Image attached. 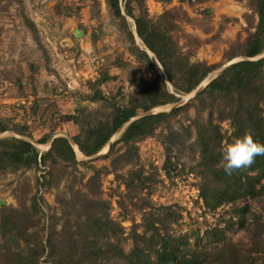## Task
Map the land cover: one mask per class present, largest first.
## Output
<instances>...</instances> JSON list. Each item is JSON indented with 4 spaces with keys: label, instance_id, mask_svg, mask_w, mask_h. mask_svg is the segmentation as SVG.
Masks as SVG:
<instances>
[{
    "label": "rangeland",
    "instance_id": "1",
    "mask_svg": "<svg viewBox=\"0 0 264 264\" xmlns=\"http://www.w3.org/2000/svg\"><path fill=\"white\" fill-rule=\"evenodd\" d=\"M246 1L144 0V6L149 16L170 6L185 11L187 17L178 19L179 27L172 35L181 49L190 53L191 59L218 62L205 76L211 78L229 60L222 56L223 50L242 40L246 34L243 14L250 10ZM126 19L128 23L132 22L128 16ZM28 22L34 25L35 31L30 29ZM75 29L80 30L78 35L74 33ZM135 41L139 43L137 38ZM104 71L110 75L99 84L104 96L92 99L88 96L90 82ZM141 76L147 78L148 72L128 52L125 35L104 0H0V118L10 125H24L29 134L6 129L0 132V136L16 135L35 141L44 133H50V137L59 131L71 135L77 132L79 123L82 126L87 122L108 120L111 103L126 102ZM192 96L190 91L178 93L176 101L182 99L178 103L182 104ZM171 103L156 105L155 109L168 111ZM75 109H78L76 120H64L62 115ZM204 111L200 113L202 118ZM194 115V107L189 106L186 111L177 112L169 122L181 129ZM126 123L110 135V143L117 139ZM218 123L223 135L220 142L225 145V136L231 127L228 119ZM155 131L154 135L141 137L135 142L137 164L133 166L140 165L143 173L151 175L152 182L147 187L138 190L136 196H130L125 193L118 176L102 169L97 179L98 192L93 193V188H86L89 196L108 201L109 217L122 227L118 234L121 249L124 252L129 250L133 230L142 231L145 209L162 212L168 210L164 207L166 205L173 213L168 232L185 237L188 251L198 254L203 259L202 264H219L221 252L226 253L231 246L247 252L251 244L250 229L235 222L229 223L242 212L239 206L243 204L246 205V210H243L246 224H253L255 216L264 222V177L260 179L262 190L258 196L207 209L198 195L199 176L190 168L197 153L190 150V145L173 146L169 156L176 163L167 174L161 142L164 127L159 125ZM193 132L191 127L188 140H192ZM48 141H35L33 144L41 152L48 148ZM118 144L116 141L110 148L105 143L98 150L99 154L91 159H86L75 149V157L78 161L109 167L111 151L118 149ZM60 166L51 169V175L45 171L50 167L48 162L0 175V206L16 208L21 200L25 205H34L36 213L33 216L37 218L36 228L42 242L50 224L54 223V230H58L66 219L72 222L76 218L78 211L75 206L79 200L70 199L79 197L78 194L85 190L82 182L92 172L90 167L78 164L76 169L62 172L56 179ZM129 167V164L124 165L117 171L125 174ZM42 179H47L49 184L46 185L44 180L40 182ZM146 201H149L148 206ZM3 232L6 233L5 238L1 239L10 242L7 233L12 232H5L0 226V237ZM53 232V236H57V232ZM22 244L19 241V246ZM249 253V264H264V252L249 250ZM38 263L52 264L46 247L38 257Z\"/></svg>",
    "mask_w": 264,
    "mask_h": 264
},
{
    "label": "trees",
    "instance_id": "2",
    "mask_svg": "<svg viewBox=\"0 0 264 264\" xmlns=\"http://www.w3.org/2000/svg\"><path fill=\"white\" fill-rule=\"evenodd\" d=\"M104 3L119 22L128 52L142 63L148 77L139 78L133 87V94L129 95L126 102L111 103L108 120L87 122L82 126L79 123L77 132L72 133L71 137L83 155L97 152L110 135L138 110L176 101L178 93L192 90L218 64L191 59L190 53L181 49L172 35L179 27L178 19L187 17L183 9L164 7L154 16H149L144 0H104ZM246 4L250 9L243 14L246 34L242 40L231 43L222 52L225 59L236 55L245 58L223 66L188 101L168 111L145 113L128 121L117 139L109 145L111 148L119 141L118 149L111 151L109 167L104 164L95 166L85 160L78 161L72 146L63 135L54 136L48 148L41 152L22 137L0 136V175L47 162L50 164L45 169L48 175H51V169L61 165L56 179L62 172L76 169L78 164L92 170L82 182L85 190L81 194L75 192L79 197L70 199L79 200L75 206L78 211L76 218L72 222L66 219L58 230H54V223L50 224L43 242L36 228L37 218L33 216L36 213L34 205H25L21 200L16 208L0 206L4 210V214L0 212V226L5 232H12L7 233L10 242L1 239L5 238L6 233L3 232L0 237V264H39L38 257L45 247L52 264H202L203 259L198 254L188 251L185 237L168 232L173 213L166 205L164 207L168 210L162 212L145 209V214H142V231H132L131 246L124 252L118 236L122 227L109 217L108 201L89 196L86 188H93V193L98 192L97 179L102 169L118 176L125 193L130 196H136L138 190L147 187L152 182L151 175L143 173L142 166H133L137 164L135 142L141 137L154 135L156 128L162 125L164 131L161 142L165 152L163 165L166 173L176 163L170 160L172 147L190 145V150L197 153L190 168L199 176L198 195L205 208L214 209L222 203H235L239 199L259 195L262 190L260 179L264 177V154L257 155L249 167L234 170L231 175L225 173L221 166L223 145L220 141L223 135L218 123L223 119L229 121L231 129L225 136L226 144L245 134H251L254 140L264 144V55L251 58L264 50V0H247ZM126 16L131 18V23H128ZM28 24L35 31L34 25L31 22ZM136 38L139 43H136ZM109 77V73L104 71L94 78L90 82L91 91L88 96L92 99L102 98L104 94L99 84ZM189 106L194 107L195 115L181 129L173 127L169 119L179 111H186ZM77 110L63 114L62 117L64 120L75 119ZM203 110L205 115L202 118L200 113ZM191 127L194 130L193 138L188 140ZM6 129L29 136L24 125H10L0 118V132ZM48 139L50 133H44L35 141L40 143ZM128 164L130 167L125 174L117 171L119 167ZM43 180L46 185L49 184L47 179L40 182ZM148 202H145L147 206ZM245 206H239L242 212L236 215V219L230 220L229 224L235 222L236 225L250 229L249 250L264 252V222L255 216L253 224H246L243 214ZM29 227L31 230H28ZM53 231L57 232V236H53ZM19 241L23 242L21 246ZM249 250L243 253L238 247H228L226 253L221 252L219 264H249Z\"/></svg>",
    "mask_w": 264,
    "mask_h": 264
},
{
    "label": "clouds",
    "instance_id": "3",
    "mask_svg": "<svg viewBox=\"0 0 264 264\" xmlns=\"http://www.w3.org/2000/svg\"><path fill=\"white\" fill-rule=\"evenodd\" d=\"M264 154V144L254 140L251 134H245L221 148V166L231 175L234 170L252 165L257 155Z\"/></svg>",
    "mask_w": 264,
    "mask_h": 264
},
{
    "label": "water",
    "instance_id": "4",
    "mask_svg": "<svg viewBox=\"0 0 264 264\" xmlns=\"http://www.w3.org/2000/svg\"><path fill=\"white\" fill-rule=\"evenodd\" d=\"M80 32V30L79 29H75L74 30V33L76 34V35H78V33ZM262 55H264V50L259 54V55H255V56H253V57H251V58H256V57H260V56H262ZM240 58H245V56H240V57H237V58H231V59H229V60H227L224 64H222L221 65V68L223 67V66H225V65H227V64H229L230 62H233V61H235V60H237V59H240ZM212 78V77H211ZM210 78V76L209 77H205V78H203L192 90H190V94L191 95H194L209 79H211ZM182 100V99H181ZM180 100V101H181ZM180 101H175V102H172L171 103V105H170V107H169V109L171 108V107H173V106H175L176 104H178ZM155 111H159V110H157V109H155V106H153V107H150V108H147V109H145V110H141V111H138V112H136L135 114H133V115H131L125 122H128V121H130L131 119H133V118H135V117H137V116H140V115H142V114H145V113H151V112H155ZM125 122H123V123H125ZM122 123V124H123ZM121 124V125H122ZM56 135H63V136H65L66 138H67V140H68V142H69V144L72 146V148H73V150H75V149H77L78 151H79V149L77 148V146H76V143L74 142V140H73V138L71 137V135H69L68 133H66L65 131H63V132H61V131H59L58 133H56V134H53L51 137H50V139H49V141H48V146L50 145V143H51V141H52V139H53V137L54 136H56ZM24 139H26V140H28V141H30V142H32V143H36L35 141H33V140H31L30 138H24ZM109 143H110V141H109V139L106 141V146H108L109 147ZM99 152L100 151H97V152H95V153H93V154H91V155H84L85 156V158L86 159H91L92 157H94V156H96L97 154H99ZM83 155V154H82Z\"/></svg>",
    "mask_w": 264,
    "mask_h": 264
}]
</instances>
